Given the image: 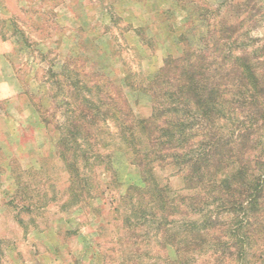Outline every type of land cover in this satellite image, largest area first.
Instances as JSON below:
<instances>
[{"label":"rangeland","instance_id":"374dc122","mask_svg":"<svg viewBox=\"0 0 264 264\" xmlns=\"http://www.w3.org/2000/svg\"><path fill=\"white\" fill-rule=\"evenodd\" d=\"M231 2L241 0L192 3L221 13ZM192 3L183 9L176 0H0V264L156 262L146 251L154 239L124 227L128 210L121 196L140 177L113 121L88 125L99 158L77 157L76 192L71 188L67 165L73 151L85 154L88 145L83 132L77 144L59 142L69 135L63 91L54 82L62 84L64 60L81 59L122 87L135 117L150 116L148 96L135 87L166 58L182 55L181 35L197 45L204 22L186 11ZM253 3L258 9L241 33L252 23L250 35L264 60V0ZM155 177L170 196L194 193L169 168H157ZM179 208L169 210L171 220L180 221ZM183 224H172L177 236ZM186 258L198 263L205 255Z\"/></svg>","mask_w":264,"mask_h":264},{"label":"trees","instance_id":"16d2710c","mask_svg":"<svg viewBox=\"0 0 264 264\" xmlns=\"http://www.w3.org/2000/svg\"><path fill=\"white\" fill-rule=\"evenodd\" d=\"M176 1L186 9L194 0ZM255 5L231 2L222 14L207 3L187 8L204 22L203 30L196 46L181 35L182 55L166 58L135 87L149 98L148 117H135L122 87L81 59L64 60L62 84L54 82L63 91L69 135L59 142L77 144L83 132L88 145L86 155L73 151L67 165L71 188L76 192L79 156L99 158L88 125L113 121L140 177L121 196L128 210L124 227L154 239L146 250L154 264H264V60L250 35L252 23L241 33ZM228 14L236 18L230 22ZM157 168L172 170L194 193L170 196L156 180ZM178 207L180 221L171 220L169 210ZM191 213L199 217L190 219ZM176 223L187 226L179 236ZM196 252L205 259L186 258Z\"/></svg>","mask_w":264,"mask_h":264}]
</instances>
